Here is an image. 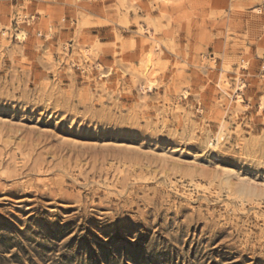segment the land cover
Instances as JSON below:
<instances>
[{"label": "rangeland", "instance_id": "obj_1", "mask_svg": "<svg viewBox=\"0 0 264 264\" xmlns=\"http://www.w3.org/2000/svg\"><path fill=\"white\" fill-rule=\"evenodd\" d=\"M0 264H264V0H0Z\"/></svg>", "mask_w": 264, "mask_h": 264}, {"label": "bare ground", "instance_id": "obj_2", "mask_svg": "<svg viewBox=\"0 0 264 264\" xmlns=\"http://www.w3.org/2000/svg\"><path fill=\"white\" fill-rule=\"evenodd\" d=\"M150 59H151V58H150ZM150 61H152V59H151ZM152 65H153V64H152ZM150 69H151V64H149V62H148V64H146V65L144 66L143 72L147 74V73L150 71ZM151 83H152V81H151Z\"/></svg>", "mask_w": 264, "mask_h": 264}]
</instances>
